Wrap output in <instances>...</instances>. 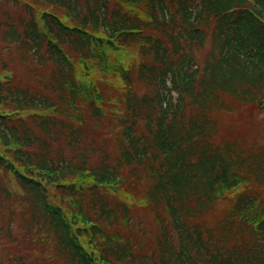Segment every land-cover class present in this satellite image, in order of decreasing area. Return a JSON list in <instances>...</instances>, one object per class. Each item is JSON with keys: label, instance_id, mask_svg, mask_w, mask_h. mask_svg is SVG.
Listing matches in <instances>:
<instances>
[{"label": "trees", "instance_id": "1", "mask_svg": "<svg viewBox=\"0 0 264 264\" xmlns=\"http://www.w3.org/2000/svg\"><path fill=\"white\" fill-rule=\"evenodd\" d=\"M262 114L264 0H0V264H264Z\"/></svg>", "mask_w": 264, "mask_h": 264}, {"label": "rangeland", "instance_id": "2", "mask_svg": "<svg viewBox=\"0 0 264 264\" xmlns=\"http://www.w3.org/2000/svg\"><path fill=\"white\" fill-rule=\"evenodd\" d=\"M201 59H203V57H201ZM257 123L261 125L262 129H264V115L258 117Z\"/></svg>", "mask_w": 264, "mask_h": 264}]
</instances>
